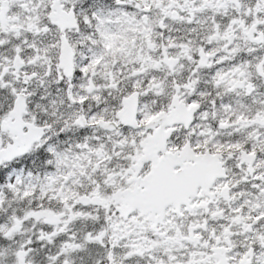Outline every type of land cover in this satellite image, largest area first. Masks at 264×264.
Here are the masks:
<instances>
[{
	"label": "snow or ice",
	"instance_id": "snow-or-ice-1",
	"mask_svg": "<svg viewBox=\"0 0 264 264\" xmlns=\"http://www.w3.org/2000/svg\"><path fill=\"white\" fill-rule=\"evenodd\" d=\"M0 264H264V0H0Z\"/></svg>",
	"mask_w": 264,
	"mask_h": 264
}]
</instances>
